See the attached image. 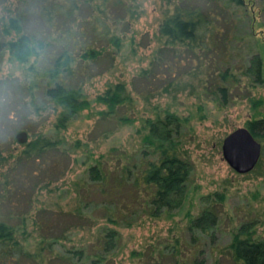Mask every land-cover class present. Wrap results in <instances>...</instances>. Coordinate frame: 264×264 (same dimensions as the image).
I'll list each match as a JSON object with an SVG mask.
<instances>
[{
    "label": "rangeland",
    "instance_id": "1",
    "mask_svg": "<svg viewBox=\"0 0 264 264\" xmlns=\"http://www.w3.org/2000/svg\"><path fill=\"white\" fill-rule=\"evenodd\" d=\"M191 1V5H201L216 17L214 22L219 27L220 39L226 38L220 50L225 49L223 58L229 61L231 70L245 67L255 53L260 54L264 66V0H245L243 7H229L224 4L225 0ZM136 3L139 4L138 15L122 33L120 48L115 52L108 48L111 59L91 66L87 70L91 77L86 79L87 71L83 76L82 91L89 107L59 132L54 130L55 114L51 110L40 117L19 121L17 131H26L22 127L31 122L34 134L54 139L58 133L65 153L50 152L49 162L37 160L27 165H12L26 142L17 143L14 139L9 147L1 148L6 151L0 155V210L11 223L23 219V224H17L18 238L24 239L28 249L33 250L40 238H44L49 249L42 253L52 261L57 260L54 256L69 258L67 251L81 249L80 263L91 264L92 259H96L92 256L97 250L96 241L102 237L104 229L112 228L117 232L114 249L104 254L98 264H138L139 259L131 258L132 251L153 247L156 255L175 235L188 241L191 234L185 232L186 215H198L205 207L201 197L216 191L223 193L224 201L216 206L219 222L212 230L215 239L209 234L196 233L201 248L210 254L215 246H224L232 230L244 221H252L256 234L264 237V164L257 162L250 172L239 174L226 163L221 151L223 138L229 132L245 127L248 120L264 117V86L248 89L243 80L239 89L231 91L232 99L227 104L212 101L202 94L198 81L189 74L200 60L184 47L164 46V40L159 37L158 26L163 15L171 11L175 3L182 4L180 0H136ZM17 5L22 11L28 10L26 0H0V23L14 13ZM217 54L206 57V64L217 61ZM144 69L149 72L142 74ZM19 74V66L5 54L0 78ZM170 81L178 82L179 86H170ZM117 82L126 85L133 99L131 108L127 109L132 119L126 124L113 125L110 120L99 119L97 112L105 106L95 102L94 97ZM249 95L261 102L253 106ZM17 105L12 102V109L23 118L24 112ZM154 106H170L184 119L180 140L192 163L183 207L159 218L141 212L131 197V189L124 188L109 198L101 196L98 184L88 173V167L95 161H99L100 168L118 169L115 166L120 165L116 163L118 153L130 157V161L123 163L135 164L141 160L142 132L139 130L142 120L152 117ZM15 120L18 121L16 117ZM26 134L29 141V131ZM118 174L116 172L115 176ZM79 199L83 201L80 200V204ZM86 201L89 205L83 206ZM109 201L121 208V218L115 225L104 218L103 206L112 207Z\"/></svg>",
    "mask_w": 264,
    "mask_h": 264
},
{
    "label": "trees",
    "instance_id": "2",
    "mask_svg": "<svg viewBox=\"0 0 264 264\" xmlns=\"http://www.w3.org/2000/svg\"><path fill=\"white\" fill-rule=\"evenodd\" d=\"M191 2L180 0L182 4L175 3L173 9L163 15L158 33L164 40V46L173 49L184 47L186 52L200 60L189 74L198 81L202 94L225 105L232 99L231 91L239 89L243 80L248 89L264 86L260 54H252L245 67L231 70L229 61L223 58L225 49L220 50L226 38L222 37L224 42H221L219 27L214 22L216 17L201 5H191ZM26 3V12L17 5L14 13L0 23V66L6 54L20 68L17 77L0 78V155L6 151L1 148L9 147L14 141L19 121H28L31 116L40 117L43 112L51 110L55 114L54 130L59 132L80 111L89 107L82 91L83 76L91 66L111 59L112 53L108 48L112 52L120 48L122 33L136 19L139 7L136 0H26ZM224 4L243 7L245 0H225ZM217 52V61L207 65L206 57ZM148 72L144 69L142 74ZM91 76L88 72L86 79ZM173 84L179 86L178 82L170 81L169 85ZM165 92H168L167 87ZM247 97L253 106L261 102L253 100L250 95ZM94 101L105 106L97 112L99 119L110 120L113 125L131 122L127 109L131 108L133 99L123 83L106 87L94 97ZM12 102L18 103L24 112L23 118L13 111ZM153 110L152 117L142 120L139 130L142 132L141 160L135 164L123 163L130 161V157L118 153L116 163L120 165H115L118 169L100 168L99 161H95L88 167V173L89 178L98 184L101 196L109 198L124 188L131 189V197L141 212L159 218L183 207L192 163L180 140L184 119L170 106H154ZM246 127L262 145L258 165L264 164V117L248 120ZM22 129L29 131L31 139L26 141L12 165H27L37 160L49 162L47 155L50 152L65 153L63 139L58 133L54 139L34 134L31 122ZM116 172L119 173L117 176ZM200 200L205 207L199 214L194 217L186 215L185 232L191 234L188 241L175 235L171 243L165 244L164 250L156 254L158 257H155L154 248L148 247L132 251L131 258L139 259L138 264H264V237L256 234L252 221L240 223L232 230L228 243L215 246L210 254L201 248L195 234H209L215 239L212 230L219 222L216 206L223 203L224 195L216 191ZM87 205V201L83 203V206ZM111 206L117 210L113 211L107 204L102 210L105 221L115 225L121 218V208ZM10 221L0 210V264H55L56 261L82 264L81 249L67 251L71 255L69 258L54 256L57 260L47 259L42 252L48 251L49 245L42 237L33 250L28 249L24 239L18 238L17 224H23V219ZM116 236L114 229H104V234L96 241L97 250L92 253L96 259H92L91 264L102 262L104 254L114 249Z\"/></svg>",
    "mask_w": 264,
    "mask_h": 264
},
{
    "label": "water",
    "instance_id": "3",
    "mask_svg": "<svg viewBox=\"0 0 264 264\" xmlns=\"http://www.w3.org/2000/svg\"><path fill=\"white\" fill-rule=\"evenodd\" d=\"M17 143H25L27 134L20 130L14 134ZM261 143L245 126L229 132L222 141L221 151L226 163L239 174L250 172L261 156Z\"/></svg>",
    "mask_w": 264,
    "mask_h": 264
}]
</instances>
